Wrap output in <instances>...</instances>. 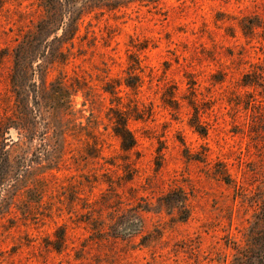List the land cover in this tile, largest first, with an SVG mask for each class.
Here are the masks:
<instances>
[{"label":"rangeland","instance_id":"1","mask_svg":"<svg viewBox=\"0 0 264 264\" xmlns=\"http://www.w3.org/2000/svg\"><path fill=\"white\" fill-rule=\"evenodd\" d=\"M58 1L0 0V264H230L264 238V0Z\"/></svg>","mask_w":264,"mask_h":264},{"label":"trees","instance_id":"2","mask_svg":"<svg viewBox=\"0 0 264 264\" xmlns=\"http://www.w3.org/2000/svg\"><path fill=\"white\" fill-rule=\"evenodd\" d=\"M65 0H59L58 2L61 3ZM83 1V0H80ZM132 0H121V2H116L115 4L112 3H102V2H93L88 1L85 2L84 8L85 9H114L120 5H124L130 3ZM146 2L155 3L159 0H142ZM74 23V22H73ZM76 23V22H75ZM74 23V24H75ZM140 79L137 76L135 78L134 84H129L128 82L125 83L126 87H131L137 89L140 87ZM133 85V86H132ZM105 92L110 93L109 90H105ZM116 125L113 127L114 136L119 140V145L122 151L126 152L132 149L135 146V138L133 137L132 133L127 129L126 122L123 117L118 115L116 117ZM196 131L199 132L200 126H196V124H192ZM201 133V132H199ZM264 238H253L251 237L250 240H246V244L242 249H237L236 254L233 257V260L230 264H264V249H262V241ZM260 242V244H259ZM260 245V247H258Z\"/></svg>","mask_w":264,"mask_h":264}]
</instances>
